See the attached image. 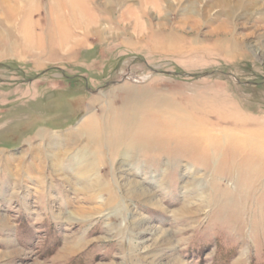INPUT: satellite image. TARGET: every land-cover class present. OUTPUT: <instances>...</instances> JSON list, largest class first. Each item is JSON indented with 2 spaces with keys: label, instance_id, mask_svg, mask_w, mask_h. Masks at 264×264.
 I'll use <instances>...</instances> for the list:
<instances>
[{
  "label": "rangeland",
  "instance_id": "rangeland-1",
  "mask_svg": "<svg viewBox=\"0 0 264 264\" xmlns=\"http://www.w3.org/2000/svg\"><path fill=\"white\" fill-rule=\"evenodd\" d=\"M69 1L0 0V264H264V0Z\"/></svg>",
  "mask_w": 264,
  "mask_h": 264
},
{
  "label": "bare ground",
  "instance_id": "bare-ground-1",
  "mask_svg": "<svg viewBox=\"0 0 264 264\" xmlns=\"http://www.w3.org/2000/svg\"><path fill=\"white\" fill-rule=\"evenodd\" d=\"M70 1H69V3H70ZM69 5H72V4H69ZM73 5H74V3H73ZM74 6H71V7H74ZM50 10H51V17H53L54 20H55V14L59 12L58 16H57L58 17L57 27H58L59 32H60V37L62 38L63 35L65 34V32H64V27H65L64 22H66V21H64V17L60 13L59 9L57 10L58 12L56 11V8H55L54 4L50 7ZM79 13H82V12H79ZM82 14H81V16H82ZM74 20H76V19H74ZM72 25H73V23H72ZM97 26H96V28H97ZM53 27H54V23L52 22V25L50 27V33H51V30L53 29ZM68 27H69V24H68ZM66 28H67V26H66ZM66 31H67V29H66ZM59 32H57V33H59ZM69 35H70V33H69ZM74 37H76V36H74ZM66 40H67V38H66ZM88 122H89V124L88 125L86 124L87 125L86 127L83 126V128H81V130H83L85 133L87 131L88 134H90V136L93 135V136H95L96 139H98V136L100 135V132H101L100 128L97 127V124L95 123V120L93 122V118L89 119ZM170 123L173 126H178V129L181 130V132H183L184 134H189L191 136L188 139V141H184L183 146H185L186 144L192 145L195 142L205 143L211 136L214 135L213 129H211L209 126H207L206 123L205 124H197V123H194L192 121L191 122H188V121L185 122L184 121V123L181 122L182 124H178L179 121L177 123L176 121H171V120H170ZM170 123L169 122H160L159 124L161 125V128L158 125L159 128L148 130L149 133L152 132L154 136H158V137H155L154 140L151 139L150 140L151 142H149L147 144L152 145L154 143L156 146L159 145V143L165 144L166 139L174 140L173 143L175 144V146H178L177 145L178 142H183L181 139H177V135H178L177 133H175V132L172 133L171 132L172 130L169 128ZM138 129H140L142 132H144L147 135V137L150 135L149 133H147V130L145 129L143 124H140L137 127L136 130H138ZM138 132H139V130H138ZM235 132L236 133H234L232 136H230V135L227 134V132L225 130L224 131H223V129L218 130L216 135H218V137H220V138H218L219 140H218V142L216 144H218V145L221 144L222 143L221 141L224 140V138H226V137L230 140L231 143L232 142L241 143L239 140L243 139V141H242V142H244L243 144H240L238 146L235 145L236 147L234 146L232 148L238 150V152H245L244 157L241 159V161L239 160V162H236V164L239 163L238 164L239 166L242 165L244 167V169H245L244 172L246 174L249 172L248 174H249V177L251 176L250 180L252 181V179L255 178L256 176L260 177V175L262 176V174L264 173V153H260V148L256 147L258 141H256L257 143H254V141L256 139H258V137H261L262 134L260 132H258L257 130L255 131V129L253 131H251V130L244 131L243 129H236ZM133 133H137V132H133ZM129 134H127V135H129ZM127 135L125 133H122L121 137H124L126 139V141H129L130 143H132L133 141L136 142V141L144 140V139L147 142V137L146 138L145 137L144 138L141 137L140 139H138L135 136V134L132 135V133H131L130 137H128ZM222 136H224V138ZM245 137H248V138H245ZM119 143H121V142H119ZM122 144L123 143H121L119 145H122ZM186 147H188V146H186ZM186 147H182V148H184V150H186ZM262 147H264V146H262ZM177 149H178V147H177ZM250 157H253V160L249 159ZM257 161H261L262 162L260 167H257L258 166L256 164ZM255 165H256V167H255ZM252 173H254V175H251Z\"/></svg>",
  "mask_w": 264,
  "mask_h": 264
}]
</instances>
